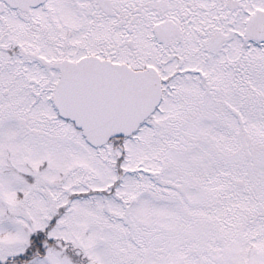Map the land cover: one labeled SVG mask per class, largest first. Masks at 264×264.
<instances>
[{
    "label": "snow or ice",
    "instance_id": "obj_1",
    "mask_svg": "<svg viewBox=\"0 0 264 264\" xmlns=\"http://www.w3.org/2000/svg\"><path fill=\"white\" fill-rule=\"evenodd\" d=\"M0 264H264V0H0Z\"/></svg>",
    "mask_w": 264,
    "mask_h": 264
}]
</instances>
